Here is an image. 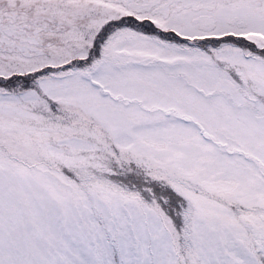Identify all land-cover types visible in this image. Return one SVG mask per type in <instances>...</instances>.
<instances>
[{"label":"snow or ice","instance_id":"obj_1","mask_svg":"<svg viewBox=\"0 0 264 264\" xmlns=\"http://www.w3.org/2000/svg\"><path fill=\"white\" fill-rule=\"evenodd\" d=\"M0 264H264V0H0Z\"/></svg>","mask_w":264,"mask_h":264}]
</instances>
